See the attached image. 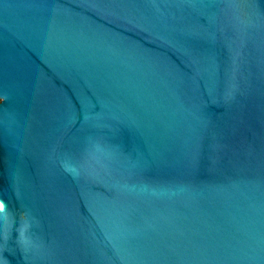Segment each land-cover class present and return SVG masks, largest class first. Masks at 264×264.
I'll list each match as a JSON object with an SVG mask.
<instances>
[{"label":"water","instance_id":"95a60500","mask_svg":"<svg viewBox=\"0 0 264 264\" xmlns=\"http://www.w3.org/2000/svg\"><path fill=\"white\" fill-rule=\"evenodd\" d=\"M0 264H264V0H0Z\"/></svg>","mask_w":264,"mask_h":264}]
</instances>
